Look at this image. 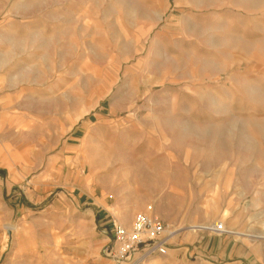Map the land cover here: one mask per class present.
Listing matches in <instances>:
<instances>
[{"label":"rangeland","instance_id":"1","mask_svg":"<svg viewBox=\"0 0 264 264\" xmlns=\"http://www.w3.org/2000/svg\"><path fill=\"white\" fill-rule=\"evenodd\" d=\"M0 264H264V0H0Z\"/></svg>","mask_w":264,"mask_h":264},{"label":"built area","instance_id":"2","mask_svg":"<svg viewBox=\"0 0 264 264\" xmlns=\"http://www.w3.org/2000/svg\"><path fill=\"white\" fill-rule=\"evenodd\" d=\"M211 233L225 234L224 225L214 223L206 228ZM169 232L164 222L157 216L137 213L129 227L115 224L111 230L112 247L107 255L115 262H126L131 255L142 251L143 255H166L168 251ZM116 263V262H115Z\"/></svg>","mask_w":264,"mask_h":264},{"label":"bare ground","instance_id":"3","mask_svg":"<svg viewBox=\"0 0 264 264\" xmlns=\"http://www.w3.org/2000/svg\"><path fill=\"white\" fill-rule=\"evenodd\" d=\"M202 228H204V227H201V226H194V227H192V230L195 231L196 229H202Z\"/></svg>","mask_w":264,"mask_h":264},{"label":"crops","instance_id":"4","mask_svg":"<svg viewBox=\"0 0 264 264\" xmlns=\"http://www.w3.org/2000/svg\"><path fill=\"white\" fill-rule=\"evenodd\" d=\"M237 235H242V234H240V233H236ZM113 261V260H112ZM114 262V261H113ZM115 263V262H114Z\"/></svg>","mask_w":264,"mask_h":264},{"label":"water","instance_id":"5","mask_svg":"<svg viewBox=\"0 0 264 264\" xmlns=\"http://www.w3.org/2000/svg\"><path fill=\"white\" fill-rule=\"evenodd\" d=\"M115 262H116V263H120V261H118V260H115Z\"/></svg>","mask_w":264,"mask_h":264}]
</instances>
